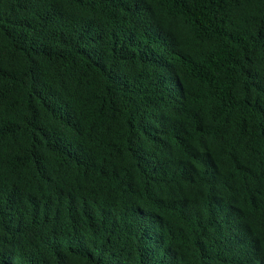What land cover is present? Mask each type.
<instances>
[{"label": "trees", "instance_id": "trees-1", "mask_svg": "<svg viewBox=\"0 0 264 264\" xmlns=\"http://www.w3.org/2000/svg\"><path fill=\"white\" fill-rule=\"evenodd\" d=\"M0 264H264V0H0Z\"/></svg>", "mask_w": 264, "mask_h": 264}]
</instances>
